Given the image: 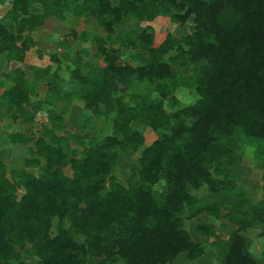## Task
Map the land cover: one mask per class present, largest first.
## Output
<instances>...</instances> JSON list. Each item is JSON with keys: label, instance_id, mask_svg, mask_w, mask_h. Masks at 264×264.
Masks as SVG:
<instances>
[{"label": "trees", "instance_id": "trees-1", "mask_svg": "<svg viewBox=\"0 0 264 264\" xmlns=\"http://www.w3.org/2000/svg\"><path fill=\"white\" fill-rule=\"evenodd\" d=\"M4 4L0 57L9 62L23 63L35 47L31 34L67 13L91 19L103 36L71 31L59 40L63 52L49 56L54 68L31 66V79L20 68L2 74L7 86L0 110L25 127L7 138L28 156L9 172L0 161V264H87L88 258L172 264L180 254L190 264L209 250L219 264H264V174L257 202L236 180L246 149L264 163V0H0ZM159 16L180 27L191 20L192 31L167 33L154 45V30L138 25ZM75 43L88 46L68 62ZM178 88L196 100L173 110ZM73 100L110 123L111 135L67 131L64 115ZM57 102L65 103L60 112ZM43 106L47 121L36 135L34 119ZM133 124L155 139L145 145ZM137 152L120 183L118 156ZM201 215L233 229L222 239L214 224H199L194 233L205 242H194L182 218ZM249 230H259L258 254L244 236Z\"/></svg>", "mask_w": 264, "mask_h": 264}, {"label": "rangeland", "instance_id": "rangeland-1", "mask_svg": "<svg viewBox=\"0 0 264 264\" xmlns=\"http://www.w3.org/2000/svg\"><path fill=\"white\" fill-rule=\"evenodd\" d=\"M115 2V0H113ZM34 8V7H33ZM8 9L7 5H0V17H2L5 11ZM141 28L150 27L154 30V45L159 44L167 33H172L176 36H185L192 31L191 20H189L183 27L174 25L171 23L168 17H157L151 22H142L138 25ZM130 28L129 25L125 26V30ZM71 31H76L77 33L86 31L91 34H97L103 36L102 32L96 27L95 23L91 19H76L73 18L69 13H67L63 20H57L55 18H50L45 22V24L39 28L37 31L31 34L33 40L35 41V47L32 48L25 56L23 63L9 62L5 57H0V84L3 82L4 85L0 86V96L3 90L6 89V81H4L2 74L9 73L15 68H20L24 71L26 78L31 79L30 67H55V64L49 60V56L55 51L60 55L63 52L62 48H58L60 45L59 40L69 34ZM86 44L75 43L71 44L69 47V57L68 62H72L78 51L85 48ZM65 51V49H64ZM90 51V50H89ZM88 56H92L95 52L91 49ZM89 57L84 59L88 60ZM65 65L62 64V68ZM177 72L180 74H189V68L180 69L176 67ZM62 79L64 81L68 80V74L66 72L61 73ZM39 96L41 99L45 97L44 91L46 89L45 82L39 81ZM155 95V94H154ZM176 96L179 99V104L174 107L173 110L188 106L196 100V96L192 94L189 89H180L176 91ZM127 100V98H126ZM1 104V99H0ZM65 103L57 102L54 105V110L60 112L63 110ZM71 106L68 112L64 115L65 129L70 133H88L91 135H96L98 139H102L105 136L111 135V126L108 122H102L99 119L90 115L83 109L82 103L76 100L71 101ZM165 106L168 108V102L165 101ZM47 106H43L42 109L36 113L33 130L36 131V135L40 134L39 126L41 124H46L47 121ZM0 113V161L5 164L6 172L11 169H19L23 166L24 158H27L28 154L25 152V147L23 145L11 144L7 138V134L13 132H23L24 126H20L11 123L10 119L6 116L1 108ZM82 116L89 117L88 120H83ZM132 127L135 130L141 132L145 138V145H149L154 139L155 134L146 130L142 125L133 124ZM32 147V144H29ZM138 152L132 156H118L116 168L114 170V175L120 183H123L127 179L129 174V169L133 164H136V159ZM29 172L36 174L35 170L28 169ZM68 173V172H67ZM264 174V163H259L254 160L253 152L250 149H246L241 158V166L237 174V183L251 195V199L257 202L261 198L260 187L262 185L261 176ZM204 194V190L197 193L198 196ZM184 227L190 234L194 242H205V239L196 235L194 229L199 224L212 223L215 226L216 233L222 239L227 238L229 232L233 229V226L227 224L225 221H214L206 215H201L195 219H187L186 216L183 218ZM259 230H249L244 234L245 237L249 238L253 242V251L258 254L261 250V242L256 238ZM212 239L210 240V242ZM28 264H35L36 260H26ZM97 259L88 258L87 264H96ZM172 264H187L184 254H180L177 259ZM190 264H219L216 259L213 258L211 250L207 251L201 258L191 262Z\"/></svg>", "mask_w": 264, "mask_h": 264}]
</instances>
